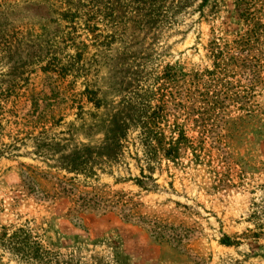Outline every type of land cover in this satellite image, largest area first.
Segmentation results:
<instances>
[{
    "label": "rangeland",
    "instance_id": "374dc122",
    "mask_svg": "<svg viewBox=\"0 0 264 264\" xmlns=\"http://www.w3.org/2000/svg\"><path fill=\"white\" fill-rule=\"evenodd\" d=\"M231 9L0 0V226L37 237L45 253L32 264H264V86L257 116L226 149L233 186L209 189L207 166L146 155L143 144L149 90L168 65L207 66L210 31L240 27ZM220 113L236 110L216 112L223 133ZM237 156L255 169L237 175ZM0 264L25 263L0 247Z\"/></svg>",
    "mask_w": 264,
    "mask_h": 264
},
{
    "label": "trees",
    "instance_id": "16d2710c",
    "mask_svg": "<svg viewBox=\"0 0 264 264\" xmlns=\"http://www.w3.org/2000/svg\"><path fill=\"white\" fill-rule=\"evenodd\" d=\"M231 13L240 27L222 35L210 31L205 46L207 66L187 71L164 67L156 88L146 96L142 121L146 155L159 154L174 164L184 157L194 167L207 166L209 189L213 190L234 185L223 173L229 162L226 149L239 137L242 125L257 116L258 107L252 98L257 88L264 86V0H232ZM153 98L156 102L151 104ZM227 106H233L236 115L220 113L219 128L224 132H216V112ZM187 121H191L196 137L188 135ZM234 161L239 176L255 169L241 156ZM256 215L257 210L252 208L249 218ZM247 231L251 237L262 234L261 230ZM219 243L236 245L238 241L222 234ZM41 246L28 228L18 226L9 231L0 226V247L17 262L32 264L39 260Z\"/></svg>",
    "mask_w": 264,
    "mask_h": 264
}]
</instances>
